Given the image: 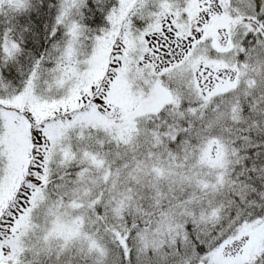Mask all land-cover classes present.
<instances>
[{
	"label": "snow or ice",
	"instance_id": "snow-or-ice-1",
	"mask_svg": "<svg viewBox=\"0 0 264 264\" xmlns=\"http://www.w3.org/2000/svg\"><path fill=\"white\" fill-rule=\"evenodd\" d=\"M0 264H264V0H0Z\"/></svg>",
	"mask_w": 264,
	"mask_h": 264
}]
</instances>
